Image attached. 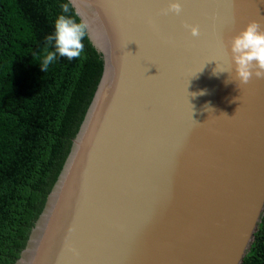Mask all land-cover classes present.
<instances>
[{"label":"water","instance_id":"1","mask_svg":"<svg viewBox=\"0 0 264 264\" xmlns=\"http://www.w3.org/2000/svg\"><path fill=\"white\" fill-rule=\"evenodd\" d=\"M67 1L103 71L15 264H242L264 213V79L240 84L230 42L264 27V0Z\"/></svg>","mask_w":264,"mask_h":264},{"label":"trees","instance_id":"2","mask_svg":"<svg viewBox=\"0 0 264 264\" xmlns=\"http://www.w3.org/2000/svg\"><path fill=\"white\" fill-rule=\"evenodd\" d=\"M61 14L80 22L67 0H0V264L25 247L103 71L86 34L79 59L40 70ZM242 264H264V213Z\"/></svg>","mask_w":264,"mask_h":264},{"label":"clouds","instance_id":"3","mask_svg":"<svg viewBox=\"0 0 264 264\" xmlns=\"http://www.w3.org/2000/svg\"><path fill=\"white\" fill-rule=\"evenodd\" d=\"M69 6L62 5V12L68 13ZM183 9L178 0L170 2L164 14L168 13L179 16ZM190 31L192 37L200 36L198 26L184 25ZM88 25L77 22L71 16L59 15L54 22V32L45 37L46 47L40 63V70L46 72L49 65L53 64L57 57H65L68 60L79 59L84 52L85 37ZM49 47L52 48L49 51ZM232 62L235 65L236 79L240 84H247L253 76L264 79V27L261 23L253 20L246 25L230 42ZM223 72V71H221ZM203 95V92L199 93ZM195 95V94H194ZM227 116V114L223 113Z\"/></svg>","mask_w":264,"mask_h":264}]
</instances>
